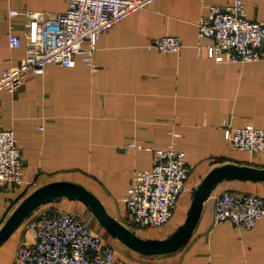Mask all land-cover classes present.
<instances>
[{
  "label": "crops",
  "instance_id": "1",
  "mask_svg": "<svg viewBox=\"0 0 264 264\" xmlns=\"http://www.w3.org/2000/svg\"><path fill=\"white\" fill-rule=\"evenodd\" d=\"M234 1L155 0L102 34L96 72L82 61L71 67L50 63L18 91H1L0 125L18 138L25 182L0 192V228L28 194L56 180L84 185L127 224L124 197L134 171L152 168L153 146L185 151L192 171L174 218L159 230H136L143 237L163 238L181 225L194 189L215 166L264 168V153L236 149L225 130L249 123L264 128V59L243 63L211 57L209 40L200 37L197 25L210 5ZM243 1L250 18L264 19V0ZM67 7L68 0H0V72L26 55V16L9 19L10 8L56 13ZM12 28L22 37L20 46L10 45ZM164 35L181 36L182 50L150 47ZM224 190L264 197V180L219 182L190 240L177 251L156 255L129 248L80 200L62 196L41 206L78 214L114 245L122 264H264V216L252 229L217 222L216 198ZM25 222L0 245V264H13L19 245L32 241Z\"/></svg>",
  "mask_w": 264,
  "mask_h": 264
},
{
  "label": "built area",
  "instance_id": "2",
  "mask_svg": "<svg viewBox=\"0 0 264 264\" xmlns=\"http://www.w3.org/2000/svg\"><path fill=\"white\" fill-rule=\"evenodd\" d=\"M154 1L68 0L67 9L56 13L10 8L9 19L20 14L26 16V55L17 65L0 72V92L18 91L31 75L44 72L50 63L71 67L82 61L96 72L102 34ZM197 25L200 37L209 40L207 49L211 57L227 56L233 62L243 63L264 59V19L250 18L243 0L210 5ZM9 38L12 47L22 44V37L13 28ZM150 47L165 53L180 52L184 41L178 35H164L154 39ZM225 130L236 149L250 154L264 153L263 127L249 123L240 127L226 125ZM152 151V168L134 171L124 197L125 225L134 231L169 224L188 190L192 166L185 151L173 145L153 146ZM24 182L18 138L13 129L0 125V192L20 187ZM262 216L264 197L258 194L224 190L216 198L217 222L230 221L243 229H252ZM25 221L32 241L19 245L13 264H122L114 245L75 212L43 205Z\"/></svg>",
  "mask_w": 264,
  "mask_h": 264
},
{
  "label": "water",
  "instance_id": "3",
  "mask_svg": "<svg viewBox=\"0 0 264 264\" xmlns=\"http://www.w3.org/2000/svg\"><path fill=\"white\" fill-rule=\"evenodd\" d=\"M233 178L264 180V168L233 162L215 166L194 189L190 209L184 222L163 238L143 237L127 227L110 214L102 200L84 185L68 180L51 181L34 189L14 209L0 228V245L39 206L53 201L55 198L66 196L84 202L102 225L129 248L147 255L174 252L190 240L202 215L205 201L209 198L215 186L224 179Z\"/></svg>",
  "mask_w": 264,
  "mask_h": 264
},
{
  "label": "rangeland",
  "instance_id": "4",
  "mask_svg": "<svg viewBox=\"0 0 264 264\" xmlns=\"http://www.w3.org/2000/svg\"><path fill=\"white\" fill-rule=\"evenodd\" d=\"M187 216V215H186ZM152 229H154V230H159V229H162V228H152Z\"/></svg>",
  "mask_w": 264,
  "mask_h": 264
}]
</instances>
